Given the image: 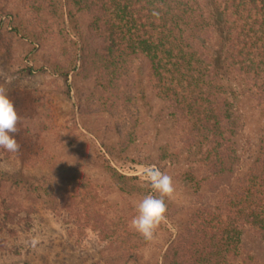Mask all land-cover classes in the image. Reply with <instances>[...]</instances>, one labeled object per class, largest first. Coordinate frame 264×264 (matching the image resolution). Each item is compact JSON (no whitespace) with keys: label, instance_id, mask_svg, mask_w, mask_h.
Returning a JSON list of instances; mask_svg holds the SVG:
<instances>
[{"label":"trees","instance_id":"1","mask_svg":"<svg viewBox=\"0 0 264 264\" xmlns=\"http://www.w3.org/2000/svg\"><path fill=\"white\" fill-rule=\"evenodd\" d=\"M18 40L29 47L24 56L15 55L20 73L92 79L107 94L118 140L100 143L98 163L122 194L142 198L150 191L140 175L113 164L152 163L150 152L142 158L130 154L136 150L135 124L141 113L150 117L148 91L167 104L186 144L161 147L160 159L168 156L173 163L185 150V158L196 162L181 175L185 186L199 193L206 171L228 180L236 172L223 212L200 218L202 230L194 235L204 245L186 242L182 252L171 245L160 260L145 263L128 251V262L255 264L251 255L242 256L241 244L248 230L264 239V0H0V44ZM251 123L256 136L248 153L241 138ZM14 160L0 148V257L31 264L43 253L35 252L39 243L29 242L44 228L39 214L57 203L45 176L34 179ZM23 194L26 205L18 201ZM72 194L88 218L103 225L99 202ZM165 203L166 221L171 206L167 198ZM105 230L110 241L125 245L126 232L113 224Z\"/></svg>","mask_w":264,"mask_h":264},{"label":"rangeland","instance_id":"2","mask_svg":"<svg viewBox=\"0 0 264 264\" xmlns=\"http://www.w3.org/2000/svg\"><path fill=\"white\" fill-rule=\"evenodd\" d=\"M87 24L84 25L86 28ZM94 44H98L97 39ZM28 48L24 40L14 41L7 46L0 44V86L7 89L21 117L18 132L15 133L20 149L10 153V157L34 179L45 176L57 203L55 210L48 209L39 214L38 219L44 228L38 234L39 237H35L39 243L35 252L43 253L35 256L31 264H131L125 257L128 251L137 252L140 260L145 263L160 260L162 252H166L171 245L178 252H182L180 249L186 242L204 245L199 235H194L202 230L198 228L200 218L203 214L210 218L223 212V196L229 192V187L235 185L236 172L228 180L226 176L216 178L206 171L209 178H206L199 193L185 186L181 175L196 162L185 158L188 156L185 150L181 151L177 159H173V163L168 156H161L160 159L161 147L169 150L173 144L184 147L186 144L169 115L167 104L160 101L153 91H148L152 106L150 117L144 119L141 113V123L135 124L132 141L136 150L130 154L142 158L145 152H150L152 163L149 165L158 162L155 166L172 177L175 193L174 198L168 200L171 208L166 225L162 222L153 239L144 240L129 227L135 215V203L140 198L122 194L98 163L100 143L118 140L114 127L116 111L109 107L107 94L92 79L70 76L65 81L45 72L20 73L22 65L20 59H15V55H19L20 51L25 54ZM131 89L137 92L134 85ZM255 136L251 123L241 138L248 153L254 148ZM203 162H199L202 163L200 168L207 169ZM113 164L120 172L128 175H140L145 166L124 161ZM73 192L86 194L93 201L99 202L100 214L106 216L103 225L88 218L84 204L78 203V198H73ZM19 199L25 205L28 204L24 194ZM110 224L118 227L122 235L123 232L128 234L125 236V245L119 247L110 241L111 234L105 230ZM197 246H193L194 252H199ZM241 252L244 257L251 255L255 264H264V239L252 231H246ZM15 263L9 257H0V264Z\"/></svg>","mask_w":264,"mask_h":264},{"label":"clouds","instance_id":"3","mask_svg":"<svg viewBox=\"0 0 264 264\" xmlns=\"http://www.w3.org/2000/svg\"><path fill=\"white\" fill-rule=\"evenodd\" d=\"M152 15L158 19L160 13L153 10ZM20 122L21 117L8 96L7 89L0 86V148L9 153H16L20 149L15 138ZM140 177L150 191L136 201L135 215L131 218L129 227L139 233L144 240L150 241L166 219L165 199L174 198L175 187L172 177L155 165H145L141 169ZM29 242L35 246L38 240L32 238Z\"/></svg>","mask_w":264,"mask_h":264}]
</instances>
